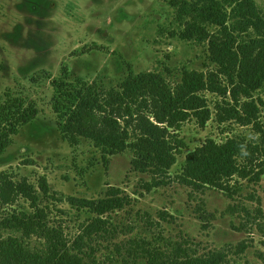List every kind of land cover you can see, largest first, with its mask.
<instances>
[{"label": "rangeland", "instance_id": "rangeland-1", "mask_svg": "<svg viewBox=\"0 0 264 264\" xmlns=\"http://www.w3.org/2000/svg\"><path fill=\"white\" fill-rule=\"evenodd\" d=\"M249 1L257 18L264 20V0ZM189 2L0 0V97L6 90L15 91L40 110L12 137L0 158V171H10L16 180L25 178L36 187L38 179L45 178L50 196L44 201L39 193V207L47 211V218L26 225L17 214H31L27 204L0 209V237L19 261L49 264L53 253L70 246L93 217L72 207L68 198L94 199L113 186L131 201L110 213L114 233L92 238L88 264H110L107 258L114 264H148L142 248L153 247L176 263L181 252L174 250L180 247L196 256L221 253L223 264H264V163L258 179L235 177L237 185L231 190L183 185L177 177L185 155L209 139L245 140L254 151L262 150L264 108L259 118L263 132L233 122L218 125L217 108L232 102L222 103L205 92L211 119L203 128L193 119L182 125L179 134L187 148L165 177L153 168L135 170L129 152L105 155L103 147L89 139L68 146L51 110L52 88L46 77L56 76L63 67L73 78L101 81L106 89L117 87L130 72H157L176 83L185 70L217 69L209 62L206 43L179 36L186 23L195 21V13L186 11ZM225 12L237 42L258 34L233 6ZM36 73L37 80L30 82ZM257 95L264 101V88ZM161 181L166 184L153 187Z\"/></svg>", "mask_w": 264, "mask_h": 264}, {"label": "trees", "instance_id": "trees-1", "mask_svg": "<svg viewBox=\"0 0 264 264\" xmlns=\"http://www.w3.org/2000/svg\"><path fill=\"white\" fill-rule=\"evenodd\" d=\"M186 6L187 13H195V21L186 23L179 36L206 43L209 62L217 69L185 70L176 83L168 82L157 72H130L117 87L106 89L101 81L88 83L73 78L67 68H61L56 76L46 79L52 88L51 110L60 136L68 146L75 147L80 139H89L100 144L105 155L129 152L135 170L153 168L165 177L177 156L187 148L179 134L182 125L193 119L203 128L211 119L205 92L220 97L222 103L232 102L224 109L217 108L221 113L216 112L218 125L233 122L263 132L259 118L264 101L257 94L264 88V42L260 30H264V20L257 18L255 6L249 0H190ZM228 6H233L238 17L251 22L259 30L258 34L237 42L225 12ZM37 78L36 73L30 82ZM39 114L36 103L25 96L11 90L3 93L0 158L11 145L12 137ZM253 148L245 140L227 138L218 143L209 139L185 155L177 177L183 185L231 190L237 185L233 182L235 177L256 180L262 174L264 148L256 151ZM165 184V181L155 182L153 187ZM149 189L147 185L146 190ZM39 193L44 201L50 198L45 178H39L36 187L25 178L16 180L10 171H0V209L18 207L22 202L32 210L31 214L18 213L19 222L26 225L28 221L47 218V211L39 207ZM130 201L120 188L113 186L103 188L94 199L69 197L72 207L87 211L93 217L70 246L53 253L49 264H88L92 238L114 233L109 215L123 210ZM204 217L209 220L208 215ZM142 250L148 255V264L224 262L221 253L196 256L179 247L174 250L181 252L176 263L158 248ZM13 253L18 259L17 252L7 249L6 241L0 237V264H28L13 258ZM107 259L114 264L112 258Z\"/></svg>", "mask_w": 264, "mask_h": 264}]
</instances>
